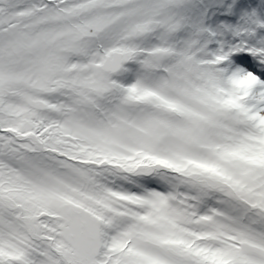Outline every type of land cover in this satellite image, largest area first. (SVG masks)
I'll return each mask as SVG.
<instances>
[{
    "label": "snow or ice",
    "instance_id": "6c2138e0",
    "mask_svg": "<svg viewBox=\"0 0 264 264\" xmlns=\"http://www.w3.org/2000/svg\"><path fill=\"white\" fill-rule=\"evenodd\" d=\"M0 264H264V0H0Z\"/></svg>",
    "mask_w": 264,
    "mask_h": 264
}]
</instances>
